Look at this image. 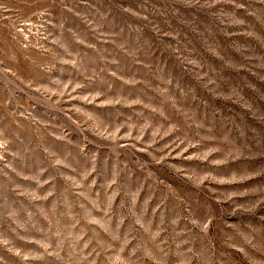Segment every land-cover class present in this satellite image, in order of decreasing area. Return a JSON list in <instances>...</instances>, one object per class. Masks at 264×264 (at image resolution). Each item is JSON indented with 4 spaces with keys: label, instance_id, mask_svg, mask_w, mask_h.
Here are the masks:
<instances>
[{
    "label": "rangeland",
    "instance_id": "374dc122",
    "mask_svg": "<svg viewBox=\"0 0 264 264\" xmlns=\"http://www.w3.org/2000/svg\"><path fill=\"white\" fill-rule=\"evenodd\" d=\"M0 264H264V0H0Z\"/></svg>",
    "mask_w": 264,
    "mask_h": 264
}]
</instances>
